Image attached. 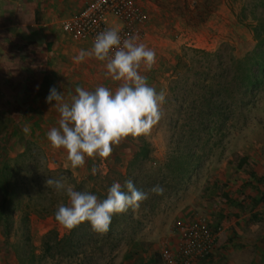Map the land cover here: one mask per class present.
<instances>
[{
  "label": "rangeland",
  "instance_id": "rangeland-1",
  "mask_svg": "<svg viewBox=\"0 0 264 264\" xmlns=\"http://www.w3.org/2000/svg\"><path fill=\"white\" fill-rule=\"evenodd\" d=\"M136 4L145 16L138 43L156 53L152 69L139 71L165 94L161 119L148 135L128 136L108 158L86 157L83 167L72 168L66 150L47 138L59 127L55 101H0V264H161L159 251L171 242L172 228L200 217L232 246L222 264H264V92L220 131L202 129L192 104L194 74L175 70L183 48L234 58L251 52L249 25L264 19V6L256 0ZM100 63L86 84L114 92L120 82L106 75V61ZM48 178L100 200L113 183L123 188L132 180L148 198L135 211L114 214L106 234L87 221L68 230L55 219L58 206L70 203L66 188L47 187ZM157 185L162 195L151 191Z\"/></svg>",
  "mask_w": 264,
  "mask_h": 264
},
{
  "label": "clouds",
  "instance_id": "clouds-1",
  "mask_svg": "<svg viewBox=\"0 0 264 264\" xmlns=\"http://www.w3.org/2000/svg\"><path fill=\"white\" fill-rule=\"evenodd\" d=\"M137 39L131 36L122 40L117 30L108 29L96 36L90 51L81 50L74 57L77 63L85 57L106 61V75L120 82L114 92L105 86L94 91L77 87V95L69 104L64 102L63 93L55 87L50 89L46 101L49 104L55 101L60 119L59 127H53L47 138L53 148L66 150L72 168L83 167L86 157L108 158L113 145H119L128 136L148 135L161 119L165 94L149 86L147 77L139 71L142 65L145 70L152 69L156 53L137 43ZM45 183L47 187L54 186L57 192L66 188L70 203L58 206L55 219L68 230L87 221L94 232L106 234L114 214L135 211L148 198V193L138 190L132 180H126L123 188L120 183H113L103 200L90 192L66 187L62 180L48 178ZM151 191L163 194V188L158 185Z\"/></svg>",
  "mask_w": 264,
  "mask_h": 264
},
{
  "label": "crops",
  "instance_id": "crops-1",
  "mask_svg": "<svg viewBox=\"0 0 264 264\" xmlns=\"http://www.w3.org/2000/svg\"><path fill=\"white\" fill-rule=\"evenodd\" d=\"M89 1L0 0L1 102L17 103L23 97L42 99L53 87L61 88L66 97L76 95L77 87L95 90L94 83L86 84V80L91 79L92 71L100 69V61L95 57H85L79 63L74 60L81 50L90 51L93 45L75 41L60 29L63 20ZM109 21L111 27H119L115 20ZM219 235L213 254L202 264H222L225 258L220 257L230 252L232 246ZM227 264L236 262L229 260Z\"/></svg>",
  "mask_w": 264,
  "mask_h": 264
},
{
  "label": "trees",
  "instance_id": "trees-1",
  "mask_svg": "<svg viewBox=\"0 0 264 264\" xmlns=\"http://www.w3.org/2000/svg\"><path fill=\"white\" fill-rule=\"evenodd\" d=\"M256 2L264 6V0ZM249 29L255 45L241 58L183 48L176 60L175 70H192L194 74L197 97L192 104L202 129L220 131L225 122L237 117L264 92V19L257 18Z\"/></svg>",
  "mask_w": 264,
  "mask_h": 264
},
{
  "label": "built area",
  "instance_id": "built-area-1",
  "mask_svg": "<svg viewBox=\"0 0 264 264\" xmlns=\"http://www.w3.org/2000/svg\"><path fill=\"white\" fill-rule=\"evenodd\" d=\"M109 19L118 22L119 27H111ZM144 22V13L133 0H91L78 13L63 20L60 29L75 41H88L92 45L96 36L108 29L117 30L122 40L136 36L138 43ZM218 231L203 217L177 223L171 230V242L159 251L161 264H197L207 260L216 248Z\"/></svg>",
  "mask_w": 264,
  "mask_h": 264
}]
</instances>
